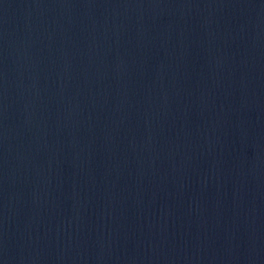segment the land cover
I'll return each instance as SVG.
<instances>
[{"label":"water","instance_id":"95a60500","mask_svg":"<svg viewBox=\"0 0 264 264\" xmlns=\"http://www.w3.org/2000/svg\"><path fill=\"white\" fill-rule=\"evenodd\" d=\"M0 264H264V0H0Z\"/></svg>","mask_w":264,"mask_h":264}]
</instances>
